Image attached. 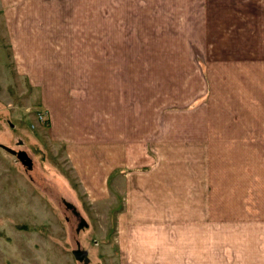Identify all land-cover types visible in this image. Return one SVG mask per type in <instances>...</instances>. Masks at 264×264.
<instances>
[{"label": "crops", "instance_id": "0c3cea01", "mask_svg": "<svg viewBox=\"0 0 264 264\" xmlns=\"http://www.w3.org/2000/svg\"><path fill=\"white\" fill-rule=\"evenodd\" d=\"M131 11L163 12L173 74L195 77L178 129L163 112L133 134L109 113L104 130L97 110L90 126L92 101L115 100L91 91L98 77L172 74L131 57ZM1 13L11 67L40 92L93 210L95 247L78 238L90 224L76 232L89 264H264V0H0ZM12 247L3 264H29Z\"/></svg>", "mask_w": 264, "mask_h": 264}, {"label": "rangeland", "instance_id": "374dc122", "mask_svg": "<svg viewBox=\"0 0 264 264\" xmlns=\"http://www.w3.org/2000/svg\"><path fill=\"white\" fill-rule=\"evenodd\" d=\"M137 14L131 11L129 21L133 25L128 32L131 57H156L148 62L147 67H163L165 72L172 74L98 77L97 86L91 87V91L101 96L106 94L108 88L115 100L108 105L105 97L99 98L97 108L92 104L97 99L92 101L90 126L93 130L96 110L98 115L104 113V119L99 122L104 130L107 113L114 116L116 132L129 129L133 134L137 131L135 128L140 118L145 124V121L156 114L162 115V112L164 116L178 118V126L172 124L168 126L169 130L185 125L181 122H185L189 97L194 88L192 79L195 77L173 74L178 65L167 58L171 43L166 42L168 39L164 33H156L157 25L165 18L163 12H145V15L141 13V17ZM6 27L1 13L0 263L8 259L9 244L13 246L12 257L17 256L29 264H80L72 252V247L76 245L77 229L80 230L83 223L91 225L85 236L81 235L84 232L81 229L78 237L89 248L94 246L95 240L99 241L98 232L93 227L95 218L91 217L93 210L84 202L75 182L66 152V140H55L50 135V119L40 101V92L30 86L26 77L17 76L11 67L10 37ZM156 59H161L159 62L162 66L157 64ZM131 62V67L142 66L137 60ZM77 79L75 77V82L81 84ZM79 94L76 92V95ZM125 117H130V123ZM5 147L26 151L33 161L32 168H28Z\"/></svg>", "mask_w": 264, "mask_h": 264}, {"label": "water", "instance_id": "95a60500", "mask_svg": "<svg viewBox=\"0 0 264 264\" xmlns=\"http://www.w3.org/2000/svg\"><path fill=\"white\" fill-rule=\"evenodd\" d=\"M5 149L9 151L10 153L16 155L17 158L20 159L28 168H32L33 161L26 151H23V150L18 151L11 147H5ZM74 255L76 256L77 259L82 260L83 257L86 255V250L81 249L79 247L78 250L74 251Z\"/></svg>", "mask_w": 264, "mask_h": 264}, {"label": "flooded vegetation", "instance_id": "af4514ba", "mask_svg": "<svg viewBox=\"0 0 264 264\" xmlns=\"http://www.w3.org/2000/svg\"><path fill=\"white\" fill-rule=\"evenodd\" d=\"M76 211V210H75ZM78 212V211H77ZM82 219V218H81ZM84 224V223H83ZM79 247H80V244H79V242H78V240H76V245H75V247L74 248H72L73 249V255H74V251L75 250H78L79 249ZM75 256V255H74ZM76 257V256H75ZM77 259V258H76ZM78 261L80 262V264H89L88 263V261H87V259L85 258V257H83V259L82 260H79L78 259Z\"/></svg>", "mask_w": 264, "mask_h": 264}]
</instances>
